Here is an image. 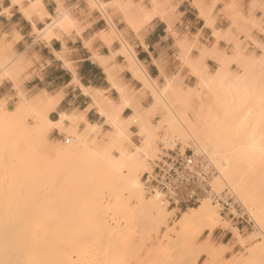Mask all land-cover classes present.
Returning a JSON list of instances; mask_svg holds the SVG:
<instances>
[{
  "label": "bare ground",
  "instance_id": "bare-ground-1",
  "mask_svg": "<svg viewBox=\"0 0 264 264\" xmlns=\"http://www.w3.org/2000/svg\"><path fill=\"white\" fill-rule=\"evenodd\" d=\"M23 1L24 0H10L12 4L15 5L17 4L20 7V11L26 16V18L29 19V17L33 13H38L39 16L41 15L40 17H42L43 15L50 17V22L45 26V28L42 31L36 30V32H38L40 35H43V38L45 39H49L51 36L55 35L54 33L55 29L64 30L66 32L74 25V20L69 16V14L65 10H62L61 8H58L56 11V15L54 17H51L48 13H45L41 0L30 1L27 7L22 6ZM90 1L91 4L93 3L98 8V10H100L102 15L105 17L104 19L107 20V23L111 25L110 26L112 28V30L110 31V36H111L112 32L116 30L113 26L109 14L106 13L105 10L106 4H104L100 0H90ZM114 4L116 3L114 2ZM130 8L131 5L126 6L127 11H129ZM126 48L127 50H129L127 46ZM237 52L238 49L234 54L236 55ZM124 54L128 56L127 53L124 52ZM132 56L133 55H131V57ZM224 58L225 57L221 56L222 59V60L220 59L221 66L217 69L215 75L213 76L214 80L208 79L206 73L207 67L204 64L203 66H201L202 68L200 69V71H198L199 69L196 68L198 71V72L196 71V75L199 77V82H198L199 89L195 90V93L198 96L197 98L199 99L197 110L194 109L193 105L191 104L192 102L191 98L194 97L193 96L194 94L191 95L189 92H186L187 90H185L181 94L182 97H180L181 95H179V93L181 92L178 90L179 87H177L178 89H176L174 86L172 87L173 84L170 81L165 84L164 88H162L163 90L162 92L161 89L159 91L157 87L154 86L155 85L154 83H153L154 85L152 84L153 85L152 95L154 93V102L151 106H149L148 111H146V113L144 111L145 113L143 114L144 117L138 115L136 116L137 121H135L136 124L139 121L138 123L140 125L139 124L138 125L141 126L139 134H141L143 137L146 136L147 140L143 143V145L135 146L134 152H126L122 146V142L124 140L130 142L129 135L127 133L129 132L128 127L134 122V118H135V116H131V118H127V119H122L119 117L120 110L125 105V103H122L123 105L120 106H115L111 104L101 105L100 103H97V105L99 106V110H98L99 113L105 116L106 121L110 124V126L112 127V129H114V131H112L111 134L108 136L107 141L105 143H102L104 145L107 143L105 147L99 148L94 146V149H90L88 148L87 145L88 141L92 138L90 141L94 142L92 140H94L93 138H96L95 136L91 137V134L96 135L97 132L100 130V127L95 125L92 126L87 123L84 130L82 129V131L77 132L76 129L77 126L75 127L76 124L73 121L74 117L68 114L66 115L65 113L64 114L61 113L58 120L51 121L48 117V113L56 105V102L58 100L57 97L56 99L55 97L53 99L52 97H48L46 94L45 95L46 97L44 98L43 96L42 98L41 97L42 95L40 96L38 94L40 97L37 96L36 100L33 99L29 100V98L25 97L24 94L19 92L18 93L20 97L19 102L18 104H16V107L12 111H7L4 108L3 103L0 102V151L4 149L10 150V156L8 162H4L2 159H0V205L2 204V206H0V264H76L77 262H79V264H83L84 259H86V254H88L87 253V251L89 250L88 248L90 247L84 237H86L87 240L89 239L91 240L90 238L91 236L89 235L93 236L94 238L92 240L93 243L91 241L90 243L93 244L96 249L102 247L103 245L102 242L106 243V246H108L109 248H114L112 244L114 245L117 241H119L118 237L119 236L121 237L122 235L119 234L118 228H116L117 229L116 231L115 230L111 231V229L113 228H109V226L106 223V220L104 219L102 193H101L102 191H100L103 189H105L108 192H112V194L114 195L115 207L118 208L120 212H123V214H125L124 217L126 218V222L129 223L132 220V216H133V221H135L136 220L135 214H137V219H139L141 216H144L143 221L148 222L150 224L157 223L162 218L164 219L163 220L164 222L166 216L165 215L166 210L165 207L162 206L164 202H162L161 196L158 193H156L155 195H151V197L149 198H145L142 192V187H143V185L141 186L142 181L140 182L141 176L139 175L140 172L149 170L148 168H150L149 167L150 159L152 157L151 154L152 146L150 147L148 143L149 142L148 136L150 135L149 133L151 132L152 127L150 126L148 117L146 116L152 114L151 112H153L154 115L156 113V112L154 113L155 109L161 105L164 106L163 108H166L167 113L164 116L162 114L163 120L162 118L161 120L163 122L160 120L159 124L165 123L167 126V128L166 127L165 128L167 130L174 133L175 135L178 134V137L182 138V140L184 141L187 139H192L195 142L196 146L202 149L203 151L205 150L202 148V146L208 148L209 151L207 150V152L206 151L205 152L207 153L209 160L212 163V165L215 167L217 173V175L214 177V179L211 182L212 189L215 192H220V189L222 188V183L227 185L229 189L234 193L237 200L242 204V206L248 212L254 214L255 220L253 219V216L249 213L255 225H257L258 227L256 229L261 230L264 235V161L259 160V158L262 155L258 150L259 146L254 143V140L252 138L254 137L253 134L257 133L258 124L255 122V120H253L254 123L253 122L250 123L248 122L250 120H246V117L244 118V116H247V114L251 111L250 108L251 106L264 104V93H263L264 88L263 91L260 90L261 88L258 89V87L255 88L254 90L249 91L250 86H247L249 88H244L245 83H247L246 81L243 83L244 78L229 76L230 75L229 73H228L229 77L227 78L224 71L225 70V66L223 64L224 63L223 61L225 60ZM96 59L99 61V63H102L100 62V58L96 57ZM202 59L203 58L200 57L199 62H203ZM233 59L234 58L232 57L231 60ZM237 60L239 61V59ZM238 61L237 63H240L241 60L239 62ZM134 62L136 64H139L136 62V60ZM8 64L9 61H8V56H6V50L0 48V82L3 78L13 79L12 77L13 70H9L7 68ZM244 76L242 75V77ZM226 78H227L226 80L227 82L225 81L226 84L222 83V81L225 80ZM147 80L153 81L149 78ZM212 84H214V86L216 85L217 86L216 88L221 87V90L219 92L215 91L214 93H212L211 91L212 94H210L209 97L210 106L208 107L204 105L203 99H201L202 96H200L202 94H200V92L201 90H203L204 88H208L209 85ZM14 87L17 88V85H15V83H14ZM169 89L171 92L168 91V93L169 94L174 93V96L177 95L176 96L177 100L178 98L180 99L182 98V102L181 101L179 102L180 99L178 100V103L181 106L180 110H178L179 114L176 112L179 105L175 109L176 111L173 108V104L177 102V100L176 101L174 100L175 102L172 101L175 97L171 95L170 98V96L167 93H165ZM163 94L168 95V97ZM169 100H171L173 104L170 103L171 101ZM227 103H232L231 109L233 111L229 115L231 127H229L230 123L229 124L226 123L228 124L227 126L228 128H225V130L226 129L227 130L224 131L225 134H227L226 132H229L227 134L228 135L227 137L229 139H227L226 137L212 136L209 132V128L207 127V124L205 122L202 123L200 118L202 115L204 116L205 114L211 112V110L214 109L215 107L224 110L225 108L224 105ZM191 108L195 110V112L192 110L194 112L193 113L194 119H191L188 116V111ZM244 112H246V114ZM251 112L249 114H251ZM28 116H31L34 119V125L31 128H29L25 122L26 120L25 118ZM65 119L71 121L70 122L71 125H68L67 128L64 127L65 125L63 126ZM208 124L211 123L208 122ZM211 125H214V123H212ZM255 126L256 129L253 128ZM159 127H162V124L158 125V127L156 125L154 130H157L156 128ZM53 128H58L63 130L65 129V131H68L71 134L74 133V135L77 136L79 139L78 141L80 143L77 142L79 145L77 144L78 146L75 145L74 147H72V146H65L63 144V146H60L59 148L56 147L55 148L56 150L54 149V157H51L50 152L52 151L46 148L45 142L48 141V133ZM165 128H163L164 131ZM231 130L233 134L232 133L230 134ZM58 131L60 132V130ZM231 135L234 140H231L230 137ZM22 141H24L26 144L25 149L21 144ZM40 142L44 143L43 146L42 143L40 144ZM97 146L99 145L97 144ZM112 148H115L118 151V155L113 156L111 154ZM77 153H81V154L85 153L90 157V159H92V162L95 160L94 164L96 160L97 162H99V159L100 162L101 161L105 162V168L98 169L99 171L96 170L97 172L95 171L96 175H94L93 177L96 178L94 180L95 183L93 182V179H90L89 177H88L89 180L86 179L87 177L85 179H83L82 177L80 178L81 175L80 173L79 176L73 174V177H69L70 175H72L70 174L67 177L62 175L64 178L62 177H61L62 179L60 178L59 175H61L60 173L65 169V166L66 169L67 166H70L68 164L63 165L62 160L65 159L66 161L68 160L67 159L68 157L71 156L72 158V156L76 155ZM81 156H83V154ZM37 157L44 159V162L46 164L45 169L43 167V165L45 164L40 163L42 164L40 165ZM13 160H15L16 163L15 162L13 163L12 162ZM71 160H73V158ZM36 163L39 164V167L36 166L37 165ZM79 164L80 162H78V165ZM94 164L92 165L94 166ZM86 166L87 165H85V167ZM40 167L42 168V170ZM35 168H39V169L36 170ZM124 170L127 171V174H125V176H123L124 174L122 175ZM70 172H71V168H70ZM41 173H43L44 175ZM6 176L8 178L7 183H5V185H2L3 182L5 181L4 179L6 178ZM50 180H52L53 182L51 183V186L54 185L56 186L57 192H56L55 200L50 201L43 196L41 197L45 199L41 200L42 198L38 196L39 192L37 190L39 187L37 188V186H39L41 181H50ZM92 183H94V185H92ZM97 186H100L101 188L99 187L98 190ZM123 194L128 195L129 198L134 197L138 202V205H136L137 207H135L134 210L132 209L133 212L131 213H130L131 209L130 211H128V202L125 201L123 203L119 199V197H121ZM208 200H209L208 197H203L199 201L198 205L196 204L197 205L196 207L189 208L188 212L182 213L178 221V226L182 230V239H185L186 241L189 242L188 244L189 249L193 243L194 237L201 234L205 230L212 231L214 228L218 226L220 222L219 218L221 217L220 215H218L219 213H217V211L214 209V206L208 203ZM37 206L44 208L47 207L46 211L48 213L50 212L52 213L49 215L47 212L43 213L44 215L46 213V215L48 216L50 215L53 216V217L51 216L49 217L51 218L50 220L47 221L45 220V222L50 221V223H52L53 221L54 223L53 225L51 224L48 225L49 222L45 223L50 227V228L48 227V229L46 228V231L50 234L49 236L59 235L60 238L63 237L64 235L63 237L64 241L59 240L58 238V242L57 241L56 243L54 242L55 244L50 243V245H52L51 248L50 246H47V250L45 249L46 251L45 250L42 251L43 255L40 253L41 249H39L38 247L39 242L41 241H39L40 239L37 241V238L40 237L39 234L41 233V236L42 234H44L43 235L44 237H42L44 239L46 234L48 236V233L46 234L42 233L41 228H37V233L39 232V234L34 232L36 231L35 230L36 228H34V226L39 227L38 223L40 224V222L36 221L40 219L39 217L40 208H37ZM48 208L51 211L47 210ZM29 209L31 210L29 211ZM32 210H34L33 211L34 213L36 211L35 213L36 215H34ZM152 210L155 213L154 215L151 214ZM24 211L26 212L24 213ZM37 212H39V214ZM26 213L28 214L26 215ZM33 215L35 218L33 217ZM29 218H31L32 221ZM25 219L28 220L25 221ZM33 221L35 224H33ZM47 225H45V227ZM90 227L92 229H90ZM52 228L53 230L56 228L54 231L57 234H54L52 232ZM193 228H197V232L195 233V235H192V237L194 236L192 238L190 237V231L193 230ZM38 229L40 231H38ZM89 229L90 232L91 231L92 233L95 232V234H89V232H87L89 231ZM26 230L28 231L26 232ZM22 231L25 233H23ZM256 232L257 231H255V233ZM23 234L25 236L22 238ZM26 234L29 235L31 234V236L28 237V235ZM37 235L39 236L37 237ZM80 235L81 237L83 236V238L81 237L79 238L82 240L84 239L85 240L84 242H82L78 238V236ZM252 235H254V233ZM54 236L53 238H55ZM87 236L89 237V239ZM255 236L256 235L252 237ZM25 237L26 238L28 237L27 239L30 242L31 240H33V237L36 238V240L34 239V241L30 243L28 242V240L25 239ZM65 237L66 239L67 238L68 239L66 240ZM36 242H38V244ZM42 242L44 243L43 240ZM26 243H30V245L28 244L26 245ZM45 243H47V241ZM208 243L209 242L207 239L205 242L206 246L203 245L204 247H200L197 250L193 258L192 264H195L196 260L201 255L210 258L211 262L209 264H212V261L215 258V253L210 250ZM259 243L260 246L256 249L255 252L256 254L254 253L255 255L254 254L253 255L254 257L256 256L255 261L258 260V262H255L256 264L257 263L263 264L264 239ZM240 244H242V242ZM42 246L40 245L41 248ZM115 248L117 247L115 246ZM111 251L113 252V250ZM73 253L76 254L77 258L72 259L71 255H73ZM87 260L88 259H86V262H91ZM99 263L100 261L99 262L97 261V263H92V264H99Z\"/></svg>",
  "mask_w": 264,
  "mask_h": 264
},
{
  "label": "crops",
  "instance_id": "crops-1",
  "mask_svg": "<svg viewBox=\"0 0 264 264\" xmlns=\"http://www.w3.org/2000/svg\"><path fill=\"white\" fill-rule=\"evenodd\" d=\"M41 1L51 17L58 8L66 9L74 25L66 32L55 29V35L45 39L36 30L42 31L50 17L33 13L28 19L17 4L0 0V48L6 50L12 63L7 68L13 70V79L0 82V102L13 110L19 92L29 100L46 94L57 97L48 113L51 121L65 113L74 117L77 131L88 123L99 126L101 133H111L112 127L97 103H125L119 117L135 116L128 127L134 145L141 143L136 116H143L154 102L141 78L156 81L160 88L170 81L182 89L195 81L194 65L204 64L212 73L221 66V56L230 57L237 49L261 55L264 47V0H100L121 41L110 36L107 20L89 0ZM157 108L154 115H145L150 126L162 117ZM70 122L65 119L63 126ZM50 133L58 140L64 136L57 128Z\"/></svg>",
  "mask_w": 264,
  "mask_h": 264
},
{
  "label": "rangeland",
  "instance_id": "rangeland-1",
  "mask_svg": "<svg viewBox=\"0 0 264 264\" xmlns=\"http://www.w3.org/2000/svg\"><path fill=\"white\" fill-rule=\"evenodd\" d=\"M89 3H90V5L93 8H97L93 3L91 4V1L90 0H89ZM64 10H66V9H64ZM110 26L111 25L109 24V27ZM111 30H112V28L110 27V31ZM112 36L115 39H118L120 41L122 40L118 36V34L116 32H114V31L112 32ZM124 43L122 42V44H124ZM125 45L127 46L126 43H125ZM128 49L130 50V48H128ZM123 50L125 52V49H123ZM236 55L235 54L232 55V57L234 58L233 60H231V58H232L231 56H230L231 58L230 57L229 58L228 57H225L224 58L225 59L223 61L224 62L223 64L225 66V70L224 71H225V75L227 76V78L229 76H236L238 78H244L243 83L245 81L247 82V83H245L246 86L244 85V88H249L247 86H250L249 91H251V90H254L255 88L258 87V89L261 88L260 90L263 91V88H264V47H262V54L261 55H256V54H251V55H249V54H242L239 51L236 53ZM240 57H241V59H240ZM226 59H228V60H226ZM237 59H239V61L241 60L242 62L240 61V63H237V61H238ZM11 64H9L8 66H10ZM196 68L199 69L198 71H200L201 67H200L199 64H196L191 69V73L195 76V81L190 86L182 85V89L181 88H179V89L176 88V89H178L181 92V93L178 92L179 95H181L185 90H187L186 92H189L191 95L194 94L193 95L194 97L191 98L192 102L191 101L190 102L193 105L194 109L197 110V106H198V103H199V99L197 98L198 96L196 95L195 90L196 89H199V83H198L199 82V77L196 75V71H197ZM204 69H206V68H204ZM216 71L215 72H212V73H207L206 72L207 73V77H208L209 80H214V77L213 76L215 75ZM244 72L246 73V75H245ZM228 73L230 74L229 76H228ZM242 75L243 76L245 75V76L242 77ZM226 76H224V77H226ZM227 78L225 80H223L222 83H225L226 84ZM141 79L144 82V86H146L150 90L151 94L153 92L152 91L153 90V87L152 86L154 84H155L154 86H156L159 91H160V89H161V92L163 91L162 88H160L156 84V81H148L147 79H144V78H141ZM253 79H255V80H253ZM209 87L208 88H204L203 90H201L200 94H202V95L199 94L200 96L203 97V98L201 97V99H203L204 105L205 106H208V107L210 106V103H209L210 94L214 93L215 91L216 92H219L221 90V87L220 88H216L217 86L216 85L214 86V84L209 85ZM173 89H175V88H173ZM168 91L171 92L170 89H169L165 93H167L170 96V98H171V95L173 97H175L173 100L172 99L171 100L172 101H174V100L176 101L177 100L176 99V96L177 95L174 96V93L173 94H169ZM211 91H212V93H211ZM263 93H264V91H263ZM163 95H166V94H163ZM168 95H166V96L168 97ZM152 96L154 98V93H153ZM180 97H182V95ZM179 99L180 98H178V100ZM171 100H169V101H171ZM178 100H177V102L174 101L176 103V104L174 103L175 105L172 103V101L170 103L173 104L174 110L179 105V107L177 108V111L175 110L179 114V111L178 110H180L181 106L178 103ZM180 101L182 102V98L179 100V102ZM224 106H225L224 110L215 107L214 109L211 110V112L207 113L208 115L207 114H205L204 116L202 115L201 118H200V120L202 121V123L205 122L207 124V127L209 128V132H210V134L212 136L226 137L227 139H229L227 137L228 136L227 134L229 132H226L227 134H225L224 131L227 130V129L225 130V128H228L227 126H228L229 123H230L229 127H231V122H230L229 115L233 112L232 109H231L232 103H227ZM163 107H164L163 105L159 106V108H160L159 110H161V112L163 113V116H164L167 113V110H166V108H163ZM192 108L188 111V116L191 119H194V114L193 113L195 112V110L192 109ZM250 108H251V111H252V112L250 111L251 114H249L250 113L249 112L247 114L248 117L247 116H244V118L246 117V120H250V121H248L250 123L253 122V120H255V122L258 124L257 125V128H258L257 129V133L255 132L257 135L256 134H253L254 137H252V138L254 140V143L259 146V149L258 150H259V152L262 155L261 156L262 157V160H261V157L259 158V160L260 161H264V148H262V147H264V144H262V143H264V139H263L264 138V135H263L264 134V115H263L264 114V104H259L257 106H251ZM6 110L7 111H12V110H8V109H6ZM255 112H256L257 115L255 114ZM244 113L246 114V112H244ZM209 114H210V116H209ZM192 115H193V117H192ZM163 116L161 117L162 120H163ZM255 116L257 118H259V119H257ZM25 119H26L25 122H26L27 126L29 128L33 127V125H34V119L31 116H28ZM160 120L158 121V123L156 125L158 127V125H161L162 124V127L156 128L157 130H154L155 129V126H151L153 128V129L151 128V132L149 133L151 136L150 135L148 136V139H149V142L148 143H149L150 147L152 146V151H151L152 153L151 154H152V157H153V158L151 157V159H150V165H149L150 168H148L149 169L148 172L151 171L154 160H156V159L159 158V155L161 154V148H163V149H170L171 146H172V149H173V147L174 148L175 147H180L183 150L185 147H187L189 145H195L196 146L195 142L192 139H187V140L184 141V140H182V138H179L178 137V134H176L177 135L176 136L174 133H172L169 130H167L166 129L167 126H166L165 123L164 124L163 123L159 124ZM208 122H210L211 124L214 123V125L208 124ZM226 123H228V124H226ZM163 128H165V131H164ZM253 128L256 129V126L253 127ZM58 130H60V132H59L60 134H63L64 135L62 137V140L54 139L52 137V135L50 133L51 131H50L48 133V141L45 142L46 148L47 149H50L52 151V152H50V156L51 157H54V149L56 147L59 148L60 146H63V144L65 146H72V147H74L75 145L78 144L77 142H79L78 141L79 140L78 137L75 136L74 133L71 134L70 132L65 131V129L64 130L63 129H58ZM112 131H114V129H112ZM77 132H80V131H77ZM127 133L129 135V138H130V132H127ZM154 133H155V135H154ZM223 133H224V135H223ZM231 133L233 134L232 130H231L230 134ZM97 134L96 135L95 134H91V137H94V136L96 137V138H93L94 140H92V141L95 142L96 145L94 144V142H91L90 141L92 139L90 137L91 139L87 143L88 148L94 149V146L99 147V148H102V147H105L107 145V143L105 145L102 144V143H105L107 141V138H108V136L111 133H109V132L101 133L99 131V132H97ZM139 135L141 137V143L138 144V145H134V144L130 143L127 140H124L122 142V146H123V148L125 149L126 152H134L135 151V146L143 145V143L147 140L146 136L143 137L141 134H139ZM230 137H231V140H234L232 138V135ZM65 138H69L70 139L68 143H65L64 142V139ZM95 139H97V140H95ZM183 141H184V143H183ZM227 141H229V140H227ZM41 143L42 142H40V144ZM73 143H74V145H73ZM89 143H91V144H89ZM21 144L23 145V147L25 149V146H26L25 142L22 141ZM43 144L44 143H42V146H43ZM97 144L99 146H97ZM100 145H101V147H100ZM102 145H104V146H102ZM260 146H262V147H260ZM202 148L207 152L208 148H205L204 146H202ZM77 154L72 156L73 160H71L72 159L71 156L68 157L67 158L68 160H66V161H65V159L62 160L63 165L68 164L71 167L70 166H67V169H66V166H65V169L66 170L65 169L63 171L61 170L63 172V174H62V172L60 173L61 174V175H59L60 178L61 177L64 178L63 176L67 177L70 174H72V175H70L69 177H73V174L74 175H77V176H79L81 174L80 175V178L82 177L83 179H85L87 177L86 179L89 180L88 179V177H89L90 179H93V182H94V180L96 178H93V177H94V175H96V172H97L96 170L105 168V162H102L101 161L102 162L101 163L100 162V159H99V162H97V160H96V162H95L96 165H95L94 164V161L95 160L92 162V159H90V157L88 155H86L85 153H82L83 156H81L82 155L81 153H77ZM111 154L113 156H116V155H118V151L115 148H112L111 149ZM9 156H10V150L9 149H4V150L0 151V159H2L4 162H8L9 161ZM81 157H83V158H81ZM93 159H95V158H93ZM76 160H77V162H76ZM38 161H39V164L40 163H42V164L44 163L45 164L44 159L38 158ZM12 162L14 163L15 160H13ZM78 162H80L79 165H78ZM81 162L83 163V165H82ZM91 163L94 164V166ZM98 163H100V164H98ZM39 164H37L36 166L39 167ZM42 164H40V165H42ZM75 165H76V167H75ZM85 165H87V166L85 167ZM13 166H15V165H13ZM31 166H32V164H31ZM89 166L92 167V168H90ZM95 166H97V167H95ZM43 167L45 169L46 168V164L43 165ZM100 167H102V168H100ZM70 168H71V172H70ZM77 168H78V171H77ZM35 169L37 170L39 168H35ZM82 169H83V172L84 173L82 172ZM41 170H42V168H41ZM93 171L94 172L96 171V172L94 173ZM146 171L147 170H145L144 172H146ZM142 172L139 173L140 176L142 175ZM41 174H43V173H41ZM125 174H127V171L126 170L123 171L122 175L125 176ZM4 180L5 181L3 182L2 185H5V183H7V180H8L7 176H6V178ZM97 182H96V184H97ZM140 182H141V178H140ZM51 183H53L52 180H50V181H41L40 184H39V186H37V188L39 187L37 191L39 192L38 196L40 198H42L41 196H43V197H45L46 199H48L50 201L55 200L56 192H57L56 191V186L55 185L54 186H51ZM94 183H92V185H94ZM224 185L225 184L222 183V188L220 189V191L223 190L225 187L229 188L227 185H225V186ZM141 186H142V183H141ZM97 187H98V190H99V187L100 186H97ZM100 191H102L101 193H102V204H103V216H104V219L106 220V223L109 226V228H113V229H111V231L112 230H115L116 231L117 230L116 228H118L119 234L122 235V236L121 237L120 236L118 237L119 241H117L118 239L116 240L117 242L115 241L116 242L115 243L116 245L115 244L114 245L117 248H115V246L113 244H112V246L114 248H109L108 246H106V243L102 242L103 243L102 247L97 248V249L95 248V246L93 244L90 243V241L92 242V240L94 239L92 235H89V236H91L90 237L91 240L89 239L88 236L87 237H88L89 240H87V238L84 237L86 239V242L90 246L88 248L89 250L87 251L88 254H86V259H88L87 261H91V262H86V259H84V261H83L84 263L83 264H85V263L86 264L87 263H89V264L97 263V261L98 262L100 261L99 264H192L193 258L195 256L197 250L200 247L206 246L205 245V242H206L207 239H208V242H209L208 245H209L210 250L215 253V258L212 261V264H256L255 262H258V260L255 261L256 256L254 257V255L256 254L255 253L256 252V249L260 246V243L259 242L263 241L264 235H263V232L261 230L256 229V228H258L257 225H255V227L250 226V227H244L242 229H237V227L235 226V224H232V223L228 222L227 220H225L223 218H219L221 223L219 222L218 226L216 228H214L212 231L205 230L201 234L197 235L196 237L193 236L194 238L192 237V235H195V233L197 232V228H193V230H191L192 232L190 231V237L193 238V243H192V245L190 246V249H189V247H188L189 246L188 245L189 242L186 241L185 239H182V230L178 226V221H179L182 213L188 212L189 211V208H194L198 204L197 205H193V206H188L186 208H182V209L178 210V209H171L170 207H167V204L166 203H164L166 205H164V204L162 205V203H161V205L164 206L165 207V210H166L165 211L166 212V214H165L166 216L164 215L165 216V221L164 222H163L164 219L162 218L157 223L150 224L148 222H144L143 221L144 216H141L139 219H137V214H135L136 220L133 221V216H132V220L128 223V222H126V218L124 217L125 214H123V212H120L118 210V208L115 207L114 195L112 194V192H108L105 189L100 190ZM142 192H143V195H144L145 198L151 197V195H149V194L146 193V191L143 189V187H142ZM45 198H42L41 200H43ZM119 199L123 203L125 201L128 202V211H130V209H131L130 213L133 212L134 208L137 207L136 205H138V202H137V200L134 197L133 198H129L128 195H126V194H123L121 197H119ZM208 203L210 205H212V203L210 202V200H208ZM0 206H2V204ZM212 206H214V205H212ZM37 208H40V214H39V212H37L40 215L39 216L40 219H39V217L37 215V217H38V219L40 221L39 220H36V221L40 222V224L38 223L39 227H35L34 226V228H36L35 229L36 231H34V232L37 233V228H41V232L46 234V233H48L46 231V228L48 229V227H49L48 225H50V224L53 225L54 224L53 221H52L54 219L51 220L52 223H50V221H48L49 223L48 222H45V220L47 221V220H50L51 219V218H49L51 215L48 216L49 214H52L50 212L51 210L48 208L47 210H50L49 211L50 213H48L46 211V208L47 207L44 208V207H38L37 206ZM41 209L42 210L45 209V210L42 211ZM214 209L218 213V209H217L216 206H214ZM30 210L31 209H29V211ZM33 211L34 210H32V212ZM25 212L26 211H24V213ZM44 212H47L48 215H46V213L44 215L43 214ZM35 213H36V211H35ZM35 213H34V215H36ZM249 213L253 216V219L255 220L254 214L251 213V212H249ZM27 214L28 213H26V215ZM29 214H30V212H29ZM151 214L152 215L155 214L153 212V210H152V213ZM34 215H33V217H34ZM51 217H53V216H51ZM24 218H26V217H24ZM29 219L32 221L31 218H29ZM26 220H28V219H25V221ZM55 222H56V220H55ZM45 223H48V225L45 224ZM33 224H35L34 221H33ZM220 224L222 225V227H221ZM40 225H41V227H40ZM45 225H47V226L45 227ZM29 229H31V228H29ZM90 229H92V228L90 227ZM90 229L87 232H89V234H95V232H93V233H92V231L90 232ZM49 230H51V229H49ZM54 230L52 228V232L54 234H57V233H55ZM83 230H85V229H83ZM27 231L28 230H26V232ZM38 231H40V230L38 229ZM120 231H121V233H120ZM255 231H257V232L255 233ZM32 232H31V234H32ZM57 232H58V230H57ZM234 232H236V233L238 232V233L236 234ZM23 233H25V232H23ZM251 233L252 234L254 233V235H256V236L258 235V236L257 237L255 236L256 238L255 237H252L254 235H252ZM31 234L30 235L29 234H26V235H28V237H29V236H31ZM37 234H39V232ZM39 235H40V237H38ZM39 235H37V237H38L37 238V241L39 239H40L39 241H41V242H42V240L44 241V243L43 242L42 243L39 242V245H38L39 249H41L40 253L43 255L42 251H44L45 249L47 250V246H50V248H51L52 245H50V243L53 244L54 242L56 243V241L58 242L59 235L58 236H54L53 235L55 237V238H53V236H49L50 234L48 233V236L49 237L46 234V236L48 238L45 236L44 239L42 238V237H44L43 236L44 234H42V236H41V233H40ZM24 236L25 235L23 234L22 235V238ZM34 237H33V240H31V242L26 237H25V239L28 240V242L32 243V241H34V239L36 240V238H34ZM63 237H64V235H63ZM63 237H60L59 240H63L64 241ZM79 237H81V235L78 236V238ZM81 238H83V236ZM48 239L50 240V242H49ZM65 239H66V237H65ZM75 240H76V238H75ZM80 240L82 242L85 241L84 239L83 240L80 239ZM46 241H47V243H45ZM239 241H241L242 244H240L241 242H239ZM30 243H26V245L27 244L30 245ZM36 243L38 244V242H36ZM45 244H47V245H45ZM40 245L41 246L43 245L42 248L40 247ZM35 247H36V245H35ZM43 247H46V248H43ZM105 248H106V250H105ZM110 249L113 250V252ZM71 256H72V259L73 258L74 259L77 258L76 257V254H74V253ZM210 262H211L210 258H208V257H206L204 255H201L196 260L195 264H209ZM76 264H79V262H77Z\"/></svg>",
  "mask_w": 264,
  "mask_h": 264
},
{
  "label": "built area",
  "instance_id": "built-area-1",
  "mask_svg": "<svg viewBox=\"0 0 264 264\" xmlns=\"http://www.w3.org/2000/svg\"><path fill=\"white\" fill-rule=\"evenodd\" d=\"M65 143L69 138L64 139ZM216 169L205 151L195 145L163 149L154 160L151 171L141 175L143 189L149 195L158 193L171 209H182L208 197L221 218L235 224L237 229L255 227L249 212L227 187L220 192L212 189Z\"/></svg>",
  "mask_w": 264,
  "mask_h": 264
}]
</instances>
